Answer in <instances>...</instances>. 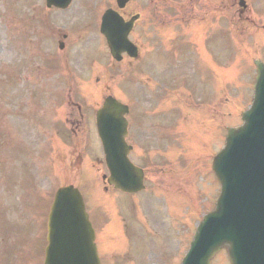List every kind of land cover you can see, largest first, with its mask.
Returning a JSON list of instances; mask_svg holds the SVG:
<instances>
[{"label": "rangeland", "instance_id": "rangeland-1", "mask_svg": "<svg viewBox=\"0 0 264 264\" xmlns=\"http://www.w3.org/2000/svg\"><path fill=\"white\" fill-rule=\"evenodd\" d=\"M177 1L182 9L186 0ZM243 1L226 0L243 12L236 33L226 15H200L201 36L195 37L196 21H171L170 0H129L126 17L138 15L129 38L151 41L153 23L161 45L146 43L142 62H117L99 32V15L116 0H72L66 9L49 8L45 0H0V264H42L48 208L55 189L67 183L86 199L103 264L180 262L199 219L198 204L206 212L219 192L210 163L223 146L224 127L235 126L249 104L251 61L264 60V0ZM63 33L69 40L60 49ZM203 41H221L222 56L217 59L215 43L198 50L201 66L209 63L207 51L213 61L212 71L191 78L200 83L195 92L201 96L188 95L191 86L178 82L173 94H157L154 75L168 77L170 49L177 52L178 72L181 62L194 61L193 42ZM217 66L223 97L216 104L205 86L217 85ZM109 93L133 110L127 140L147 175L146 188L134 195L104 190L107 170L90 114ZM80 110L87 112V128L65 124ZM217 111L223 112L218 120ZM212 264H230L226 249Z\"/></svg>", "mask_w": 264, "mask_h": 264}, {"label": "water", "instance_id": "water-1", "mask_svg": "<svg viewBox=\"0 0 264 264\" xmlns=\"http://www.w3.org/2000/svg\"><path fill=\"white\" fill-rule=\"evenodd\" d=\"M51 1L62 6L68 0ZM125 1L118 0L119 6ZM130 26L111 10L103 14L101 32L114 57L120 51L135 56V47L126 38ZM255 63L252 105L243 113L242 125L227 129L225 146L212 161L221 185L215 207L197 225L180 264H211L222 246L227 247L231 264H264V64ZM124 107L107 97L97 111L98 130L110 169L108 183L137 191L142 173L127 158ZM47 227L44 264H100L94 229L76 188L56 190Z\"/></svg>", "mask_w": 264, "mask_h": 264}, {"label": "flooded vegetation", "instance_id": "flooded-vegetation-1", "mask_svg": "<svg viewBox=\"0 0 264 264\" xmlns=\"http://www.w3.org/2000/svg\"><path fill=\"white\" fill-rule=\"evenodd\" d=\"M228 1H231L230 3H236L238 0H228ZM170 2H171V5H170L171 8L169 10V16H170L172 22L175 23V22H178L180 20H182V21L187 20L188 22L196 21V23H198V25L196 24L194 27L192 26V28H193L192 32L195 33L194 34L195 37L201 36V32H199L201 27L199 25H202L203 23L202 24H199V23L201 22V19H203L204 17H201L200 15L210 16L211 20H217L218 16L226 15L227 17H229V21H231L232 26L235 27L236 17L239 18L240 15L243 14L241 9H233L235 4L232 6H228L226 0H186L184 7L182 9L177 8V4H178L177 0H170ZM123 10H124V8L119 10V13L125 18V20H127L128 18L126 17L125 11H123ZM239 12L240 13L242 12V13L239 14ZM212 17H215L216 19H214ZM245 19L247 21H250V19L247 17ZM134 25H136V24L134 23ZM142 25L151 29V27H149V23L146 21L142 20ZM151 25H152V33H154L152 36V40L141 42L137 39V42H136V46L138 48V56L136 58L137 61L142 62L144 60L145 55L147 54V51H145V49L149 47L146 43H149L152 48H158L161 45V41L159 40L158 31L154 27L153 23H151ZM64 39H66V41L69 40L67 36H64ZM193 43H194V49H195L194 52L196 55L194 58V61L188 62L187 65L185 62H181V64L178 65V67H180L179 69H181V71H178V72H177V62H174L176 59L177 52L170 49L169 54L171 55V57H168V60H169V62H168L169 63L168 79L165 80L163 78V74L159 75V71L157 73H155V75H154V78L157 79L156 89H155V92L157 94H164V95L173 94L174 92L177 91V81H181V83H184L185 86L187 84H189L191 86L190 92L187 93L188 95H190V96H201L195 92L197 85H199L200 83H198L194 80H191V78L194 75L199 76L200 73L203 71H206V72L212 71L208 66L212 65L213 61H212V58L209 57V55H210L209 52H211V50L209 52L207 51L206 59H207V61H209L208 64H210V65L206 64V67L201 66L200 64L205 65V63H203V58L198 56L201 53L198 50L199 49L202 51L209 50V47L212 45V43H215V44L219 45L218 50L216 52V55H217V59L220 60L221 56H222V52L220 51L221 41H219L218 43L213 42V41H203V42H193ZM172 47L175 48L176 46H172ZM155 53L156 52H154V54ZM90 55H91V53L89 52V56ZM138 69L143 70L142 64L139 66ZM215 69L217 70L216 74L218 75V76H216V84L217 85L214 87L205 86L206 87V94L205 95H208L207 89H209L210 90V96L215 97L214 103L217 104L219 101V98L221 99L223 97L222 96L223 85L221 86V89L219 91V85H221L223 83V81H222L223 70L221 67H219V69H218V66L215 67ZM218 79H219V81H218ZM205 82H207V80H205ZM212 82H213V79H212ZM132 113H133V111H130L128 113L127 117L130 116ZM221 113H223V112L217 111L216 116H213V117L216 120H218L219 118L221 119V117H222ZM90 117H91L90 118V120H91L92 119L91 114H90ZM65 121L69 122L71 125H74L75 127L81 126L82 123L86 126V128H87V126H89L88 125V115L85 111H81V110H80V115L77 113L75 119H67V116H66ZM137 131L138 130H136V132ZM142 135H143V133H142ZM154 137H155V135L153 134V138ZM143 138L144 137H142L141 140H143ZM154 139L156 140V137Z\"/></svg>", "mask_w": 264, "mask_h": 264}]
</instances>
